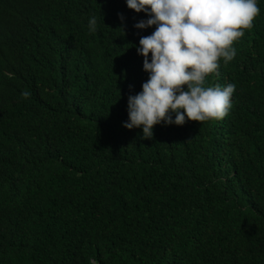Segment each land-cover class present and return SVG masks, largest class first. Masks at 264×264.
<instances>
[{
    "label": "trees",
    "instance_id": "16d2710c",
    "mask_svg": "<svg viewBox=\"0 0 264 264\" xmlns=\"http://www.w3.org/2000/svg\"><path fill=\"white\" fill-rule=\"evenodd\" d=\"M148 18L126 0H0V264H264V4L225 70L228 115L144 139L124 125ZM20 126L51 133L29 150Z\"/></svg>",
    "mask_w": 264,
    "mask_h": 264
},
{
    "label": "clouds",
    "instance_id": "9594fccd",
    "mask_svg": "<svg viewBox=\"0 0 264 264\" xmlns=\"http://www.w3.org/2000/svg\"><path fill=\"white\" fill-rule=\"evenodd\" d=\"M129 9L146 13L134 26H155L139 40L138 53L149 79L142 91L129 96L128 129H143L153 136L157 124L184 125L225 118L234 102L236 86L225 70L234 63V44L251 30L264 0H126ZM121 20L124 19L120 14ZM97 31V18L87 23ZM151 54L150 61L149 55ZM209 76L213 86H205ZM28 99L30 92H22ZM173 115L175 119L173 120ZM123 129V128H122ZM51 126H20L19 141L29 150L46 144ZM126 131L125 129H123ZM127 132V131H126Z\"/></svg>",
    "mask_w": 264,
    "mask_h": 264
}]
</instances>
